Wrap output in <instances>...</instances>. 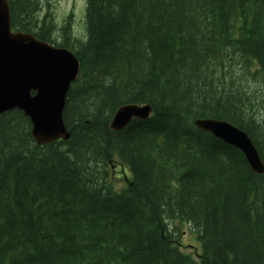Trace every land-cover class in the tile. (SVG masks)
Returning a JSON list of instances; mask_svg holds the SVG:
<instances>
[{
	"label": "trees",
	"instance_id": "16d2710c",
	"mask_svg": "<svg viewBox=\"0 0 264 264\" xmlns=\"http://www.w3.org/2000/svg\"><path fill=\"white\" fill-rule=\"evenodd\" d=\"M7 1L13 31L81 71L68 140L39 145L22 111L0 115V264H264V175L195 126L229 122L264 163V0H86L84 38L43 0ZM126 104L152 115L114 131Z\"/></svg>",
	"mask_w": 264,
	"mask_h": 264
},
{
	"label": "water",
	"instance_id": "95a60500",
	"mask_svg": "<svg viewBox=\"0 0 264 264\" xmlns=\"http://www.w3.org/2000/svg\"><path fill=\"white\" fill-rule=\"evenodd\" d=\"M80 71V61L72 51L13 31L9 3L0 0V115L22 111L39 145L68 140L63 113ZM152 112L150 105L126 104L115 112L111 129L122 131L133 120H148ZM196 126L239 149L252 170L264 175L261 156L245 131L213 118L197 120Z\"/></svg>",
	"mask_w": 264,
	"mask_h": 264
},
{
	"label": "rangeland",
	"instance_id": "374dc122",
	"mask_svg": "<svg viewBox=\"0 0 264 264\" xmlns=\"http://www.w3.org/2000/svg\"><path fill=\"white\" fill-rule=\"evenodd\" d=\"M43 1V8L45 9L44 11H46V13H50L52 21L54 22L57 28H61L64 24L69 22L71 23V27L75 36L79 38L85 37L86 0ZM258 89L261 92L260 85ZM257 92L260 93L258 90ZM256 96L257 98H259V95L256 94ZM111 170L112 178H114L115 181V188L117 190L124 188L127 179L130 177L128 170L121 167L118 163L114 164ZM184 229L185 233L182 241L184 246H186L185 250L189 253L200 252L201 245L200 242L196 239V234L192 233L186 226Z\"/></svg>",
	"mask_w": 264,
	"mask_h": 264
},
{
	"label": "bare ground",
	"instance_id": "6f19581e",
	"mask_svg": "<svg viewBox=\"0 0 264 264\" xmlns=\"http://www.w3.org/2000/svg\"><path fill=\"white\" fill-rule=\"evenodd\" d=\"M153 109V108H152ZM205 119H207V118H205ZM198 120H203V119H198ZM218 120V119H217ZM197 121V120H196ZM196 121H195V126H196ZM198 129H199V127L198 126H196ZM201 130V129H200ZM202 131V130H201ZM208 133H210V132H208ZM210 134H212V133H210ZM213 135V134H212ZM214 136V135H213ZM216 137V136H215ZM216 138H218V137H216ZM218 139H220V138H218ZM251 139V138H250ZM220 140H222V139H220ZM223 141V140H222ZM226 143V142H225ZM254 144V143H253ZM230 145V144H229ZM232 146V145H231ZM234 147V146H233ZM256 147V146H255ZM236 148V147H235Z\"/></svg>",
	"mask_w": 264,
	"mask_h": 264
}]
</instances>
